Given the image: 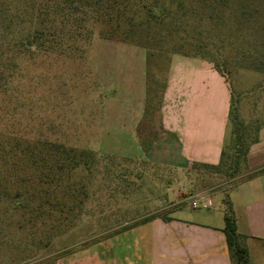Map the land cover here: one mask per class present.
Segmentation results:
<instances>
[{
  "label": "rangeland",
  "instance_id": "1",
  "mask_svg": "<svg viewBox=\"0 0 264 264\" xmlns=\"http://www.w3.org/2000/svg\"><path fill=\"white\" fill-rule=\"evenodd\" d=\"M21 20L19 27L29 28L28 19ZM237 28L233 17H229L228 26L223 31L214 30L213 42L199 54L188 46L178 52L183 44L178 37L144 34L140 38L146 43L143 47L103 39L96 30L91 44L83 45V57L79 53L34 57L17 53L1 63L3 77H7L6 81L0 78L1 149L4 145L14 147L18 140L46 136L96 155L90 169L81 168L64 182L67 188L60 197L64 205L61 218L52 212L33 222L9 203L8 198L18 190L14 182L17 174L11 172L15 166L2 161L4 170L9 169L5 179L14 183L7 191L0 190V264H105L100 260L96 263L93 254L106 257L111 251H136L132 237L111 243L125 232V227L140 226L147 218L168 215L181 206L184 219L202 222L215 217L223 221L224 186L212 185L221 179L211 177L208 171H201L203 176L191 170L177 171L147 156L140 157L142 149L148 157L156 152L165 136L157 123L151 126L150 122L161 110L170 62L176 55L206 53L210 59L205 61L213 69L212 60H224L234 114L248 127L264 126V73L233 59L240 39L229 34L237 33ZM154 32L166 33L162 28ZM220 36H226L225 43L219 41ZM143 64L145 71L141 70ZM131 107H145L146 127L134 130L141 116H128L126 110ZM233 117L229 119L228 142ZM12 162L21 164L19 159ZM241 170L240 178L231 184L254 174L243 164ZM198 192L212 198L210 210L191 209L193 199L187 202L186 198ZM230 196L236 203L237 216L243 217L239 204L247 200L234 192ZM52 200L55 202V198ZM139 250L147 251L142 245ZM250 251L252 264H264V244L252 243Z\"/></svg>",
  "mask_w": 264,
  "mask_h": 264
},
{
  "label": "trees",
  "instance_id": "2",
  "mask_svg": "<svg viewBox=\"0 0 264 264\" xmlns=\"http://www.w3.org/2000/svg\"><path fill=\"white\" fill-rule=\"evenodd\" d=\"M231 16L237 24L238 35L235 32L229 35L240 39L233 59L255 72L264 73V0H0V78L7 80L3 77L1 63L10 61L17 53H29L33 57L50 53H79L83 57V45L91 44L96 30L103 39L139 46L146 44L140 40L144 34L178 37L183 42L178 52L188 46L199 54L213 42L211 35L214 30L223 31L228 26ZM22 17L28 19L29 28L19 27ZM161 28L166 33L154 32ZM190 33L194 34L193 38L187 36ZM219 41L225 43L226 36H220ZM181 55L210 59L206 53L200 56ZM211 63L225 78V61L212 60ZM232 115L235 117L231 139L229 142L226 140L219 163L194 164L191 171L198 175H202L201 171H208L211 177L221 179L212 185L224 186L223 233L230 259L233 264H252L248 237L238 232L230 193L243 180L236 181L242 172L241 164L245 165V169L249 168L250 147L259 141V132L264 126L248 127L234 114L231 92L229 119ZM18 141L14 147H0V190L7 191L13 182L5 179V172L9 169L4 170V160L15 166L11 172L17 174L14 182L17 181L18 190L8 198L12 208L28 214L32 222L38 218L43 220L52 212H57L61 218L64 205L60 197L67 188L64 182L79 169H90L96 154L68 147L46 136L33 141ZM14 159H19L21 164L15 165L12 162ZM233 179L236 182L231 184ZM154 218L156 216L147 218L141 224ZM162 218L170 220L166 214ZM137 226L125 227L124 231Z\"/></svg>",
  "mask_w": 264,
  "mask_h": 264
},
{
  "label": "crops",
  "instance_id": "3",
  "mask_svg": "<svg viewBox=\"0 0 264 264\" xmlns=\"http://www.w3.org/2000/svg\"><path fill=\"white\" fill-rule=\"evenodd\" d=\"M145 67L146 64L141 65V70L145 71ZM230 108V88L225 78L208 62L199 58L174 56L170 62L161 110L155 114V120L150 122L151 126L157 123L165 136L157 144L156 152H152L149 157L142 149L140 159L147 156L177 171H189L194 164H218L227 140ZM126 111L128 116L135 113L141 116L134 130L139 126L146 127L145 107L142 110L131 107ZM248 165L249 171L254 174L243 179L232 191L247 200L239 204L244 211L243 217L237 216L236 203L231 200V196L230 200L238 232L248 237L247 246L251 257L250 244H264V190L259 191V187H264V127L259 132V141L250 147ZM198 194L188 196L187 202ZM177 203H181V200ZM181 210L182 206L166 215L169 221H165L163 215L158 216L118 234L111 239V243L120 238L132 237L136 251L122 254H113L111 251L106 257L94 253L95 262L233 264L223 233L224 220L211 217L202 222L190 221L183 218ZM140 245L147 251H140Z\"/></svg>",
  "mask_w": 264,
  "mask_h": 264
},
{
  "label": "built area",
  "instance_id": "4",
  "mask_svg": "<svg viewBox=\"0 0 264 264\" xmlns=\"http://www.w3.org/2000/svg\"><path fill=\"white\" fill-rule=\"evenodd\" d=\"M212 198L206 193L196 195L191 203L193 210H209L213 207Z\"/></svg>",
  "mask_w": 264,
  "mask_h": 264
}]
</instances>
